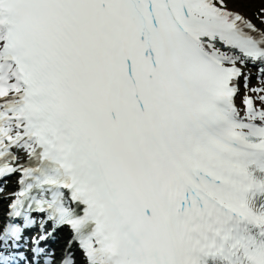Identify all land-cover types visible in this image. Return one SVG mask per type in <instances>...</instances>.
<instances>
[{"label":"snow or ice","instance_id":"obj_1","mask_svg":"<svg viewBox=\"0 0 264 264\" xmlns=\"http://www.w3.org/2000/svg\"><path fill=\"white\" fill-rule=\"evenodd\" d=\"M12 177L0 264H264V0H0Z\"/></svg>","mask_w":264,"mask_h":264},{"label":"rangeland","instance_id":"obj_2","mask_svg":"<svg viewBox=\"0 0 264 264\" xmlns=\"http://www.w3.org/2000/svg\"><path fill=\"white\" fill-rule=\"evenodd\" d=\"M260 7V4L257 2V3H245L243 4V6H241V10H243L245 13H251V12H255V11H258Z\"/></svg>","mask_w":264,"mask_h":264},{"label":"bare ground","instance_id":"obj_3","mask_svg":"<svg viewBox=\"0 0 264 264\" xmlns=\"http://www.w3.org/2000/svg\"><path fill=\"white\" fill-rule=\"evenodd\" d=\"M247 4H249V3H247ZM241 6H243V5H241ZM241 6H240L239 10H241ZM2 202H3V201H0V205H1ZM0 210H1V208H0Z\"/></svg>","mask_w":264,"mask_h":264}]
</instances>
